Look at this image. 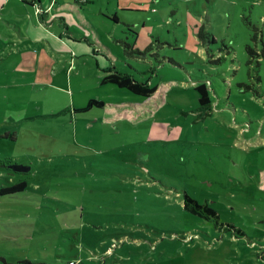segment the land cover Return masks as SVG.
Masks as SVG:
<instances>
[{
  "label": "rangeland",
  "instance_id": "374dc122",
  "mask_svg": "<svg viewBox=\"0 0 264 264\" xmlns=\"http://www.w3.org/2000/svg\"><path fill=\"white\" fill-rule=\"evenodd\" d=\"M93 1L118 69L157 91L100 85L80 62L33 85L0 50V264H264V0ZM91 100L105 107L76 112ZM185 194L219 218L186 210Z\"/></svg>",
  "mask_w": 264,
  "mask_h": 264
},
{
  "label": "crops",
  "instance_id": "0c3cea01",
  "mask_svg": "<svg viewBox=\"0 0 264 264\" xmlns=\"http://www.w3.org/2000/svg\"><path fill=\"white\" fill-rule=\"evenodd\" d=\"M58 1L60 4L57 5ZM52 2L49 5L45 4L44 0H0V50L7 52L5 57L16 55L17 63L34 69L33 85H55V78L58 76L56 73L52 74L53 76L48 74L49 77L45 78L50 67L55 65L57 68L58 65L60 69L69 71L77 62L85 63L89 69L88 76L93 75L95 82L100 85H112L103 80L114 72L128 74L118 69V62H122L120 57L111 47L101 43L102 37L98 29L91 23L90 15L84 10L85 6L94 4L93 0H74L73 5L69 0H55L51 6ZM40 10L43 12H39ZM102 12L100 10L99 16H103ZM112 14L113 20L104 18L109 22L121 24L118 13L113 10ZM80 27L89 29L92 34L80 33ZM144 28L146 23H143V30ZM109 42L111 43V40ZM117 44L122 46L120 40ZM34 53H39L36 62L30 60ZM42 59L47 63L44 68L46 74L41 72L42 67L39 65L42 64ZM35 69H38L39 73ZM19 73L24 74V70ZM12 86H19V83Z\"/></svg>",
  "mask_w": 264,
  "mask_h": 264
},
{
  "label": "trees",
  "instance_id": "16d2710c",
  "mask_svg": "<svg viewBox=\"0 0 264 264\" xmlns=\"http://www.w3.org/2000/svg\"><path fill=\"white\" fill-rule=\"evenodd\" d=\"M115 20L117 21V19ZM198 37L201 39V41H207L208 44L216 43V40L214 37L210 38L209 40L210 36L208 33H206L203 27L199 30ZM152 47L153 46H150L149 48H147L145 53H148V52L150 53L151 51H153ZM127 48H129V46H127ZM246 49L253 58L254 57L258 58L259 54H257L256 51L251 46H247ZM138 53L141 54L139 51ZM156 56L158 55L156 54ZM261 56L262 57L264 56V50ZM210 57L212 59L210 62L213 65H221L223 63V62H220L221 59L214 60L213 59L214 56L212 55H210ZM103 81L105 83L112 84L118 88L125 89L128 92L132 93L133 95H136L138 97H142L145 99L152 97L157 91V87H153L149 85L148 83L137 82L133 76L128 75V74H121L118 72H114L113 74L108 75L106 78H104ZM195 91L198 94V101H199L200 107L202 109H210L212 105V99H211V94H210L208 86L205 83H200L196 85ZM94 107L104 108L105 103L99 100H91L89 101L88 105L85 108L76 110V112H87ZM2 164H13V161L11 160L4 161L2 162ZM26 188H27V183L20 182L10 187L2 188L1 195H13V194L21 193ZM184 197H185L184 207L186 210L190 211L192 214L197 216L198 213H201L199 217H205L207 220L211 219L212 217L216 219L219 218L218 213L215 210L209 208L207 205H201L198 201L193 199L188 194H185ZM1 260L4 262V264H9L6 262L5 259H1ZM18 264H36V263H32L30 261H20Z\"/></svg>",
  "mask_w": 264,
  "mask_h": 264
},
{
  "label": "water",
  "instance_id": "95a60500",
  "mask_svg": "<svg viewBox=\"0 0 264 264\" xmlns=\"http://www.w3.org/2000/svg\"><path fill=\"white\" fill-rule=\"evenodd\" d=\"M8 168H10L11 170H13L14 172H28L30 171V167H24L18 164H14L13 166H9Z\"/></svg>",
  "mask_w": 264,
  "mask_h": 264
},
{
  "label": "built area",
  "instance_id": "2783aa9c",
  "mask_svg": "<svg viewBox=\"0 0 264 264\" xmlns=\"http://www.w3.org/2000/svg\"><path fill=\"white\" fill-rule=\"evenodd\" d=\"M51 5H52V6L54 5V0H53V2H52V4H51ZM39 12H41V13H42L43 11H42V10H40Z\"/></svg>",
  "mask_w": 264,
  "mask_h": 264
}]
</instances>
